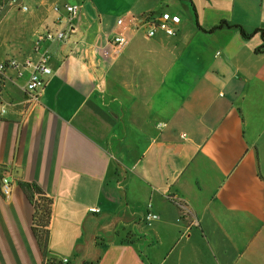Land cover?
Returning <instances> with one entry per match:
<instances>
[{
  "label": "crops",
  "instance_id": "obj_1",
  "mask_svg": "<svg viewBox=\"0 0 264 264\" xmlns=\"http://www.w3.org/2000/svg\"><path fill=\"white\" fill-rule=\"evenodd\" d=\"M63 3L80 11L47 86L0 84V264H43L20 181L54 200L57 261L264 264V0H0V64L37 61ZM164 12L177 36L149 37Z\"/></svg>",
  "mask_w": 264,
  "mask_h": 264
},
{
  "label": "built area",
  "instance_id": "obj_2",
  "mask_svg": "<svg viewBox=\"0 0 264 264\" xmlns=\"http://www.w3.org/2000/svg\"><path fill=\"white\" fill-rule=\"evenodd\" d=\"M54 11L57 13V30L47 31L38 37L35 43V52L39 54L37 61L24 60L20 61L17 59H10L0 64V84L3 78H5L7 70L10 69H28L31 70V78L28 82L27 89L35 94L43 90L47 84L49 78L53 75V69L50 65L51 53L49 48L46 46L48 43H61L65 42L75 27V21L78 17L80 7L70 3L58 4L54 7ZM125 17L122 16L118 19L117 25L122 29L114 37L115 56L121 54L124 48L128 45L129 39L125 35L124 31L126 26L124 24ZM181 24V17L177 14H171L169 12L162 13L156 18L148 32L149 37H155L158 32H161L169 38L177 36L178 28ZM3 192L6 196L11 194V184L8 178L2 180ZM152 206H148V212L145 216V223L147 226H152L154 222L159 219V216L150 210ZM91 213L97 214L100 212L99 209H90ZM63 264H67L68 260H64Z\"/></svg>",
  "mask_w": 264,
  "mask_h": 264
},
{
  "label": "trees",
  "instance_id": "obj_3",
  "mask_svg": "<svg viewBox=\"0 0 264 264\" xmlns=\"http://www.w3.org/2000/svg\"><path fill=\"white\" fill-rule=\"evenodd\" d=\"M241 31L245 36L248 35L243 29ZM19 186L34 207L32 230L42 252L43 264H63L49 257V237L54 211V200L36 182L20 181Z\"/></svg>",
  "mask_w": 264,
  "mask_h": 264
},
{
  "label": "rangeland",
  "instance_id": "obj_4",
  "mask_svg": "<svg viewBox=\"0 0 264 264\" xmlns=\"http://www.w3.org/2000/svg\"><path fill=\"white\" fill-rule=\"evenodd\" d=\"M57 44V42H55Z\"/></svg>",
  "mask_w": 264,
  "mask_h": 264
}]
</instances>
